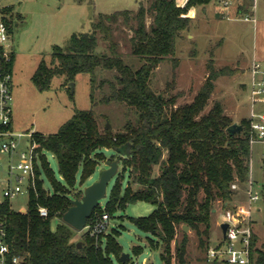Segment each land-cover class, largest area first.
<instances>
[{"label": "trees", "instance_id": "1", "mask_svg": "<svg viewBox=\"0 0 264 264\" xmlns=\"http://www.w3.org/2000/svg\"><path fill=\"white\" fill-rule=\"evenodd\" d=\"M148 1V7L140 2L136 11L99 14L90 32L72 35L65 48L55 46L50 62L42 59L32 75L35 87L46 91L54 76L63 75L67 82H72L78 74H88L92 106L98 104L96 88L108 85L109 93L101 101L124 103L137 115L135 123L129 121L121 131L113 133L110 129H100L93 108L75 109L56 133L31 135L36 155L35 177L27 210L11 209L8 199L0 202L7 243L13 253L23 257L24 264H113V257L119 264H129L121 260L123 247L117 237L103 234L100 236L102 241L105 239L103 243L85 231L81 239L74 240V229L62 221L63 213L71 206L70 190L76 186L78 176L81 182L90 176L105 149L128 151L121 158L125 163L123 172L130 170L129 178L141 188H123L124 176H118L105 206L99 204L87 224L103 212L114 214L127 204L143 201L154 209L147 216L133 217L134 226L167 244L174 239L177 227L187 226L197 232L207 252L214 203L222 201L227 206L237 192L231 186L245 185L250 180V141L254 136L250 121L243 119L239 123L242 130L231 134L227 128L233 120L225 113L221 101H215L205 112L217 79L234 75L235 69L216 68L211 57L199 91L191 102L181 105H176L181 93L165 98L150 85L153 72L164 60L170 59L174 68L178 66L176 42L190 27L189 10L211 0H187L184 6L177 0ZM245 4L239 5L238 11L246 10ZM1 11L11 31L7 17L11 8L4 7ZM149 14L152 22L148 26ZM119 18L132 31L131 54L141 63L136 69L118 53L114 24ZM98 35L107 43L109 53H96ZM13 62L12 54L9 70ZM98 69L113 71V79L98 81ZM44 151L52 153L57 160L59 178ZM155 166H159L157 175H153ZM41 171L50 183V190L44 187ZM40 207L48 210V216H40ZM56 218L60 221L52 229ZM185 243L184 238L179 250L181 258ZM256 244L254 234L252 255H256L255 264H264V251L257 249Z\"/></svg>", "mask_w": 264, "mask_h": 264}, {"label": "rangeland", "instance_id": "2", "mask_svg": "<svg viewBox=\"0 0 264 264\" xmlns=\"http://www.w3.org/2000/svg\"><path fill=\"white\" fill-rule=\"evenodd\" d=\"M187 0H178L183 4ZM149 6L148 0H0V7L11 8L7 13L11 21L10 45L14 55L12 66V94H13V124L14 130L26 134L19 143V151L28 152L31 135L34 132L53 134L60 126L69 120L75 109L87 110L93 108L100 129L107 123L109 129L116 133L121 131L129 121L136 122L135 110L124 103L110 101L103 103L102 98L109 93L108 85L97 87L95 99L96 106H92L90 98V76L80 73L72 82H67L65 76H54L51 87L46 91H39L32 82V75L39 62L44 59L50 62L51 53L55 46L65 48L72 35L88 33L92 23L99 14H110L115 11L134 10L139 3ZM185 4V3H184ZM191 24L183 32L182 38L176 42V57L179 64L174 68L170 59L164 60L153 72L151 87L158 95L170 98L181 93L176 105L191 102L199 91L208 74L207 63L213 57L216 68L229 66L236 73L232 76H222L217 83L205 109L207 112L213 103L221 101L225 113L234 122L241 123L243 119L250 121L251 107L249 102L250 75L237 67L238 63L245 64L254 54L256 44L264 46V0H257L255 6V19L245 21L242 17L225 18L216 11L215 0L205 5H197L189 10ZM233 14V13H232ZM224 18V19H222ZM152 22L149 14L147 25ZM192 34V37L189 35ZM132 35L130 28L119 18L114 24V39L118 43V53L124 61L133 68L140 66L139 58L131 54ZM96 53H109L107 43L98 35ZM213 52V56L211 55ZM113 71L97 70V79H113ZM73 83V86H71ZM264 111V100L257 106ZM28 134V135H27ZM56 177H60L58 164L52 153L43 152ZM103 157L98 160L96 170L84 181L80 176L76 186L70 190L71 199L80 198L86 186L99 179L101 172L107 168V162L118 158V153L111 149L103 150ZM264 145L255 141L251 145V177L255 190L261 195L253 213V227L257 237L256 248L264 251ZM7 154L0 152V162L6 164ZM125 163H119L118 173L108 185V195L100 200L104 207L112 187L118 176L123 175V188L133 190L141 185L129 178L130 170L124 171ZM159 173V166L153 168V175ZM4 174L0 173V177ZM44 187L51 189L45 174L41 171ZM239 186V185H238ZM3 187V185H1ZM247 186L240 185L228 207L243 202L246 199ZM28 192L24 191L9 201L11 209L24 212L28 207ZM0 199H3L0 193ZM225 203L216 201L215 212L210 220L209 240H219L221 229L217 223ZM154 209L152 204L138 201L127 204L125 209H117L109 214L106 237L115 236L123 247V253L129 254L126 259L129 264H224L208 261L206 248L200 243L195 230L187 231L177 227L174 239L169 243L161 241L158 237L147 234L134 226L133 217L147 216ZM60 219L52 221L55 228ZM87 225V224H86ZM184 227V226H182ZM86 231L74 230V240H79ZM204 239L205 236H202ZM186 239L185 254L182 258L179 250L182 249L183 239ZM102 241L101 238H98ZM105 239H103L104 243ZM113 264H119L113 257Z\"/></svg>", "mask_w": 264, "mask_h": 264}, {"label": "built area", "instance_id": "3", "mask_svg": "<svg viewBox=\"0 0 264 264\" xmlns=\"http://www.w3.org/2000/svg\"><path fill=\"white\" fill-rule=\"evenodd\" d=\"M245 1L248 4H245ZM257 0H215L216 11L225 18L242 17L245 21L256 22L255 6ZM245 4L246 10L238 11V6ZM0 7V152L7 154L6 164L0 162V193L3 199L0 202L16 195L28 192L35 177L33 145L28 152L19 151V143L26 135L14 130L13 124V94H12V70L7 68L11 62L13 51L10 45V29L5 15ZM233 13V14H232ZM250 73V93L249 102L251 107L250 126L254 133L251 138V145L259 141L264 145V111L258 110L257 106L264 100V66L254 60L249 69ZM28 135V134H27ZM264 157V153H263ZM3 185V187H1ZM246 199L233 207L225 205L221 212L217 227L221 229V224L226 223L227 229L219 240H210L206 258L208 261L224 264H255L256 255H252V239L255 234L253 227V213L257 203L261 200V195L255 190V185L250 175V180L246 183ZM233 190H238V184L231 186ZM25 212V211H24ZM40 216H48L45 207L38 209ZM109 214L91 218L86 225V231L96 239L107 232ZM0 264H24L22 256L13 253L6 240V226L0 218Z\"/></svg>", "mask_w": 264, "mask_h": 264}, {"label": "water", "instance_id": "4", "mask_svg": "<svg viewBox=\"0 0 264 264\" xmlns=\"http://www.w3.org/2000/svg\"><path fill=\"white\" fill-rule=\"evenodd\" d=\"M73 86V83H71ZM110 123H107L105 128L109 129ZM242 130V126L234 122L228 128L227 131L231 134H235ZM119 157L113 161L107 162V168L104 169L98 180L92 182L86 186L83 190V195L80 198H72L71 206L63 213L62 221L76 231H83L86 228L87 220L91 216L94 209L100 204V200L105 199L108 195V185L112 178L118 173L119 163L122 157H125L128 151L124 148L115 150ZM215 212V209L212 210ZM221 229L225 233L227 224H221ZM184 231L188 230L187 226L183 227ZM81 246V242H78V247ZM130 258L129 254L123 253L121 260L126 261Z\"/></svg>", "mask_w": 264, "mask_h": 264}, {"label": "crops", "instance_id": "5", "mask_svg": "<svg viewBox=\"0 0 264 264\" xmlns=\"http://www.w3.org/2000/svg\"><path fill=\"white\" fill-rule=\"evenodd\" d=\"M177 3L180 5V6H184L186 2H184L183 4H180L177 0ZM189 14V13H188ZM224 19V18H222ZM190 37H192V34L189 35ZM254 60H257L259 61L263 66H264V46H258L256 44V48H255V51H254V54L252 55V58L250 59V61L248 62H245V64H240L238 63L237 67H239V69L243 70L245 73L249 74V69L251 67V64ZM220 78L217 79V81H219ZM216 81V83H217ZM228 115V114H227ZM229 116V115H228Z\"/></svg>", "mask_w": 264, "mask_h": 264}]
</instances>
